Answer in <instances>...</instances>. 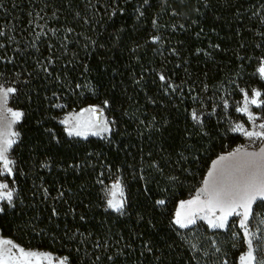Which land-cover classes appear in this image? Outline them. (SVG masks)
Here are the masks:
<instances>
[{"label": "trees", "instance_id": "trees-1", "mask_svg": "<svg viewBox=\"0 0 264 264\" xmlns=\"http://www.w3.org/2000/svg\"><path fill=\"white\" fill-rule=\"evenodd\" d=\"M0 33V85L16 89L21 113L2 238L68 264H238L245 230L233 221L173 220L242 142L220 119L224 101L235 119L244 93H264V0H0ZM88 106L110 132L69 137L60 118ZM198 108L218 117L197 124ZM117 180L114 212L106 187ZM252 212L257 264L264 201Z\"/></svg>", "mask_w": 264, "mask_h": 264}, {"label": "snow or ice", "instance_id": "snow-or-ice-1", "mask_svg": "<svg viewBox=\"0 0 264 264\" xmlns=\"http://www.w3.org/2000/svg\"><path fill=\"white\" fill-rule=\"evenodd\" d=\"M2 35V33H0ZM260 77L264 79V62L261 63L257 69ZM163 80L164 77L161 76ZM16 91L13 87H4L0 85V102L6 104L11 93ZM243 91V90H242ZM261 96L259 91L253 90L251 98L247 93L244 94V103L242 107L236 109L237 112L245 114L248 116L249 120H254L255 117L249 111V105H255L256 107L264 106V101L259 100ZM227 106V105H226ZM9 111H11L9 109ZM85 111H90L93 114L96 113L95 108L86 109ZM11 115L19 120L21 113L17 111H12ZM193 120H198L199 117L195 112L192 113ZM96 127L91 122L88 123L86 127H83L78 122L77 125L68 129L69 135L76 136H86L89 133L91 135H98L97 131H92V128ZM260 128H264V124L259 125ZM100 131H108L107 125L104 124ZM233 131L243 132L248 138H259L264 139V132H245L241 125H237ZM14 135V134H13ZM13 140L5 139L2 144H0V163H2V170H0V175L12 173L11 164L13 163L7 156L9 149L11 148ZM251 158L246 162L245 168L252 169L248 171L247 174L241 170V177L234 180L232 183L219 186L215 182H210L209 179H205V187L201 189V195L205 199L201 200L198 195L196 198L181 202L175 213V218L173 223L179 228H187L189 225L195 224L196 220L204 219L207 221L210 228H224L227 224L228 217L232 215L240 216V227L245 230L244 236L248 244V251L241 255L240 264H253L256 261V256L253 253L252 239L249 237L251 234L247 231V223L249 217L253 214L252 205L257 200L264 201V148L260 150L259 153H247ZM221 160L226 159L221 157ZM209 177L213 176L212 172H209ZM8 185L6 183H0V189H6ZM114 190H119V183L113 185ZM12 192H0V200H12ZM116 192L113 191V199L108 201L109 207L114 210L119 211L123 204L121 202L115 201ZM158 204H164L163 200L157 201ZM242 209V211H238ZM217 212L220 213L217 216ZM200 213H205V215H200ZM11 244V241H0V245ZM13 247H15L13 245ZM19 255L12 253L11 248L0 247V264H40L41 260H50L48 255H40L35 252H25L23 249H17ZM59 264H65L64 260H61ZM258 264H264V260L258 262Z\"/></svg>", "mask_w": 264, "mask_h": 264}, {"label": "rangeland", "instance_id": "rangeland-1", "mask_svg": "<svg viewBox=\"0 0 264 264\" xmlns=\"http://www.w3.org/2000/svg\"><path fill=\"white\" fill-rule=\"evenodd\" d=\"M259 66L257 67V69L259 68ZM256 74L259 76L260 80L264 82V79H262L260 77V75H259L257 70H256ZM4 87H6V86H4ZM253 90L259 91L261 93V96L258 99L261 100V101H264V93L261 90L257 89V88H253L249 94L247 93L249 95V97L251 98V94H252ZM12 94L13 93H11L9 95V98H8V101H7L6 104H3L2 102H0V144H2L5 139H10V140L14 141V143L12 144L11 148L9 149V151L7 153V156H8V158L11 161H12V158H11L10 153H11V149H12L13 145L17 142V139H18L17 125H18V123L21 120V117H20L19 120H16L11 115L12 111H17V110H14L10 106V98H11ZM244 94H243V98L238 103L236 109L238 107H242L243 106ZM224 102L227 103L226 109H224L222 111V114H225V117H222V118L220 117V119H226L227 120V124H228L230 132L233 135L239 136L241 138L242 142L238 143L233 149L228 151L226 154L221 155L220 157H218L213 162L212 166L210 167L209 171L207 172L205 179H209L210 182H215L218 186L220 184L227 185V184L232 183L234 180L239 179L241 177V170H243L245 172V174H247L248 171H251L252 169L244 167L246 165V162L251 159L247 155V153H259L260 150L262 148H264V139H259V138H251L250 139L247 136H245L243 134V132L233 131V129L237 125H241L245 132H247V131L264 132V128H260L259 127V125L264 124V106L256 107L255 105H251V104L249 105V111L251 112L253 117H255L254 120H249L247 115L242 114L240 112H237L236 109H235V113L237 114L238 117L233 119L231 116L228 115V109L230 108L229 101L227 100V101H224ZM91 108L101 109V108H98V107H95V106H88V107H85V108H83V109H81L79 111H70V112L64 114L60 118L59 123L63 126V128L65 129V132L67 133V135L69 137L81 138V139H86V138H89V137L103 138L104 136H106L110 132V130H111L110 121H108L103 116L101 121L97 122L95 120L94 115H93L92 112L85 111L86 109H91ZM9 109L11 111H9ZM17 112H19V111H17ZM193 112H195L197 114V116L199 117L198 120H194V122H196L197 124L202 123L203 119L205 117H207V116L214 115L215 117H218V115H217V113L215 111H213V112H211L209 114H205L200 108L194 109L191 112V117H192V113ZM78 122L80 123L82 128L86 127L88 125V123L91 122L93 125L96 126V127L92 128V131H97L99 134L98 135H91L89 133L86 136H83V135L82 136L69 135L68 134V129L74 128L77 125ZM104 124L107 125L108 131H100V128ZM221 157H225L226 159L221 160L220 159ZM11 168L13 169V163L11 164ZM0 170H2V163H0ZM209 172L213 173L212 177H209V175H208ZM11 175H12V173L10 175L8 173H4L3 175H0V183H6L4 181V178L10 177ZM205 179H204V181H205ZM204 181H203L201 187L198 188L185 201L194 199L198 195L200 196L201 200L205 199V197L203 195H201V189H203L205 187ZM116 183H119V190H114L113 189V185L116 184ZM8 191H11L9 186L6 189H0V192H5L6 193ZM113 191L116 192L115 201L121 202L123 204V206H124V199H125L124 190H123V188H122V186H121V184H120V182L118 180L111 182L106 187L107 208L109 210H111V211L117 212V210H114L113 208L109 207V205H108V201L110 199H113V196H112ZM3 201H7V200H0V206H1ZM182 202H184V201H182ZM180 203L177 205V208L180 205ZM253 205H254V203H253ZM253 205H252V210H253ZM177 208H176V211H177ZM176 211H175V213H176ZM238 211H242V209H238ZM200 215H205V213H200ZM216 215L219 216L220 213L217 212ZM240 219H241L240 216H237V215L234 214V215L228 217L227 224L230 221L231 222L233 221V224H236L239 228H241L240 227ZM250 219H251V216L249 217V220H248V223H247V231L251 234V236L249 238L252 239L253 253L256 256V247H254V244H253L255 241L253 240L252 230H250ZM196 223H203V224H206L209 227L207 221L204 220V219H199L198 218L196 220ZM227 224H226V226H227ZM192 225H194V224H192ZM192 225H189L188 227H190ZM211 229H223V228H211ZM0 241H10V240L2 238L1 235H0ZM13 245L15 247H13ZM2 246L5 247V248H11L12 253L17 255V256L19 255V252L17 251V249H23V248L19 247L18 245H16L12 241H11V244L2 245ZM23 250L25 252H35V253L40 254V255H45L46 254V255H48L50 257V260H41L40 264H59V262L61 260H64L65 264H68L67 260L65 258H62V257H58V256H55V255H52V254H49V253H44V252L30 251V250H25V249H23ZM247 251H248V244L246 242V247H245V251H244L243 254H245ZM238 264H240V259L238 261ZM253 264H256V261H254ZM257 264H258V262H257Z\"/></svg>", "mask_w": 264, "mask_h": 264}, {"label": "water", "instance_id": "water-1", "mask_svg": "<svg viewBox=\"0 0 264 264\" xmlns=\"http://www.w3.org/2000/svg\"><path fill=\"white\" fill-rule=\"evenodd\" d=\"M94 115V118H95V120L97 121V122H100L101 121V119H102V117L104 116V112H103V110H101V109H96V113L95 114H93ZM213 164V163H212ZM212 166V165H211ZM210 166V167H211ZM258 201V200H257Z\"/></svg>", "mask_w": 264, "mask_h": 264}, {"label": "bare ground", "instance_id": "bare-ground-1", "mask_svg": "<svg viewBox=\"0 0 264 264\" xmlns=\"http://www.w3.org/2000/svg\"><path fill=\"white\" fill-rule=\"evenodd\" d=\"M0 247H3L2 245H0ZM3 248H5V247H3Z\"/></svg>", "mask_w": 264, "mask_h": 264}]
</instances>
